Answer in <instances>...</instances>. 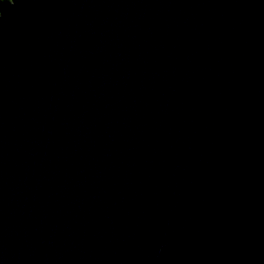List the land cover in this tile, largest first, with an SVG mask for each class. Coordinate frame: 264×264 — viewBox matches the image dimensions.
<instances>
[{"label": "water", "instance_id": "obj_1", "mask_svg": "<svg viewBox=\"0 0 264 264\" xmlns=\"http://www.w3.org/2000/svg\"><path fill=\"white\" fill-rule=\"evenodd\" d=\"M0 264H264V0H1Z\"/></svg>", "mask_w": 264, "mask_h": 264}, {"label": "snow or ice", "instance_id": "obj_2", "mask_svg": "<svg viewBox=\"0 0 264 264\" xmlns=\"http://www.w3.org/2000/svg\"><path fill=\"white\" fill-rule=\"evenodd\" d=\"M3 2H4V3H5V2L7 3V2H8V0H3Z\"/></svg>", "mask_w": 264, "mask_h": 264}, {"label": "trees", "instance_id": "obj_3", "mask_svg": "<svg viewBox=\"0 0 264 264\" xmlns=\"http://www.w3.org/2000/svg\"><path fill=\"white\" fill-rule=\"evenodd\" d=\"M1 1V0H0Z\"/></svg>", "mask_w": 264, "mask_h": 264}]
</instances>
